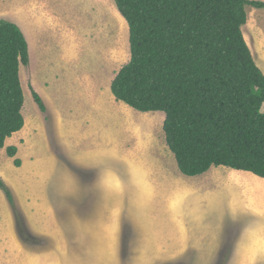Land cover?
Returning <instances> with one entry per match:
<instances>
[{"label":"rangeland","instance_id":"rangeland-1","mask_svg":"<svg viewBox=\"0 0 264 264\" xmlns=\"http://www.w3.org/2000/svg\"><path fill=\"white\" fill-rule=\"evenodd\" d=\"M245 11L242 33L264 73V7ZM0 18L23 31L30 60L19 67L26 137L14 157L0 151L14 198L12 206L0 190V264H232L234 239L264 222L252 217L264 198L231 180L182 174L164 113L111 97L108 83L130 57L113 0H0ZM29 141L34 158L18 154Z\"/></svg>","mask_w":264,"mask_h":264},{"label":"trees","instance_id":"trees-1","mask_svg":"<svg viewBox=\"0 0 264 264\" xmlns=\"http://www.w3.org/2000/svg\"><path fill=\"white\" fill-rule=\"evenodd\" d=\"M128 26L129 60L110 82L116 101L162 111L165 143L187 176L225 166L264 177V73L242 33L260 0H113ZM20 27L0 18V149L24 125ZM41 112L46 108L32 89ZM14 157L15 145L5 148ZM20 166L18 158L13 159ZM10 205L13 195L0 176Z\"/></svg>","mask_w":264,"mask_h":264},{"label":"crops","instance_id":"crops-1","mask_svg":"<svg viewBox=\"0 0 264 264\" xmlns=\"http://www.w3.org/2000/svg\"><path fill=\"white\" fill-rule=\"evenodd\" d=\"M29 62H30V60H29ZM108 84L110 87V83H108ZM99 94H101V88L100 87H99ZM111 97L114 98L113 96H111ZM25 125H26V122L19 131L14 132L10 137H8L5 140V145L3 148L0 149V151L5 149L9 145H15L16 146L15 143H16V140L18 139V137H26V134L23 133ZM32 147H34V145L32 144V142L29 141V148L19 149L18 154L19 155L20 154L21 155L22 154L23 155H30L31 157L34 158L35 157L34 154H36V153H34V151H32ZM62 149H65L63 144H62ZM65 151H66V149H65ZM211 169H213V168H211ZM210 171L211 170L209 169L208 171H206L205 173H202L200 175L205 176L206 181H208V180H212V181L221 180L223 182V179H226L227 182H229V180H231L232 185H234L238 189H239V186L242 185L243 187H245V190H249V192L251 191L252 193H254V192L257 193L256 195H253V197L255 196L254 198L258 197L256 199V201L258 199L262 200L264 198V177H259L255 174L251 173V172H248V171L235 170V169H231V168L225 167V166H220V167L215 169V171L219 172L218 176H215L213 174H210V176H209ZM213 173H216V172H213ZM235 176H242V177L239 179H236ZM254 177H256L258 179L254 178ZM234 191L236 192L238 190H234ZM241 193H242V191H241ZM230 196H231V198H235V200H236L235 196H233L232 194H230ZM259 205L261 206V204H259ZM40 209L44 210L45 212H47L49 214L50 210L49 209L47 210V206L41 207ZM262 214H264V210L263 209H261V210L257 209L255 211H253L252 217L255 220H259L260 219L259 217H261ZM179 217L181 219V215H179ZM248 225H249V227L244 228L245 234L239 235V237L234 239V241L232 243V249L229 253V256L227 258H225V259H227V261L229 263L233 262L232 264H235V262H237L238 264H251V262H260V264H264V222H262L260 224L257 221V222H255V224L253 223L251 225L248 223ZM83 227H85V226L83 225L81 228H83ZM96 230H98V226H94V224H93V227L90 230V234L95 236ZM247 234H248V236H247ZM91 235H89V236H91ZM220 243H221V241L216 242L215 249L218 250V246H220ZM181 252H182V250H174V254L172 257L178 258L176 255H181Z\"/></svg>","mask_w":264,"mask_h":264}]
</instances>
